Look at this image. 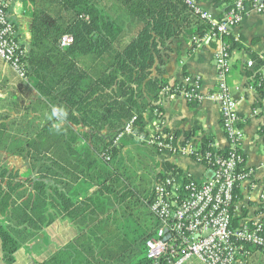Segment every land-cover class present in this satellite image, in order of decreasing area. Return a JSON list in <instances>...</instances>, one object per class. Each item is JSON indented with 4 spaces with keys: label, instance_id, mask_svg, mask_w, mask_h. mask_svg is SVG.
<instances>
[{
    "label": "trees",
    "instance_id": "1",
    "mask_svg": "<svg viewBox=\"0 0 264 264\" xmlns=\"http://www.w3.org/2000/svg\"><path fill=\"white\" fill-rule=\"evenodd\" d=\"M20 1L32 18L30 42L17 37L24 50L23 84L33 90L23 115L20 96L0 97V264H13L15 253L51 224L58 214L54 197L67 215V199L76 206L80 195L84 201L79 212L96 222L92 233L108 237L102 242L107 264H121L113 257L126 252L133 264H152L146 241L158 225L149 212L155 184L172 171H182L169 159L156 160L161 154L173 155L172 151L144 139L162 118L158 102L169 87L166 65L171 44L182 37L206 42L211 25L187 0H108L127 14L125 25L104 12L103 0ZM231 31L219 35L229 54L235 44ZM65 36L72 41L62 45ZM255 77L258 85L260 79ZM258 88L264 94V83ZM176 89L172 91L181 92L179 85ZM53 106L68 110L60 134L49 119ZM134 117L135 134L117 141ZM102 129L107 136L99 132ZM174 136L176 145L199 139L202 152L228 154L216 150L210 137H195L194 131ZM128 143L149 147L146 153L153 156L149 160L141 155L145 163L138 180L125 166ZM127 157L131 160V153ZM11 158L25 161V170L9 163ZM151 165L165 168L153 178ZM78 180H90L98 189L83 193L75 186ZM130 203L148 210L140 228L130 224L128 218L136 214ZM77 213L78 209L72 211L73 216ZM233 222L239 225L237 219ZM255 249L260 250L251 247Z\"/></svg>",
    "mask_w": 264,
    "mask_h": 264
},
{
    "label": "crops",
    "instance_id": "2",
    "mask_svg": "<svg viewBox=\"0 0 264 264\" xmlns=\"http://www.w3.org/2000/svg\"><path fill=\"white\" fill-rule=\"evenodd\" d=\"M193 1L197 7L211 13L217 19H222L233 3L232 0ZM104 4L107 8L113 6L117 11H122L114 2L109 1L108 3V0H103ZM9 9V17L16 27L19 38L24 43H29L32 18L28 10L20 0H13ZM231 32L235 44L230 52L232 71L228 77V84L237 100L240 125L244 129L245 137L241 149L245 155V166L253 170L251 181L243 183L237 192L234 218L240 223L246 219L253 220L261 209L264 210L263 203H261V195L264 193V94L258 88L264 83V13L257 12L249 3L242 22ZM193 41L191 37H182L170 46L166 65L169 87L162 92L158 102L162 109V118L157 121L163 125L166 133L174 135L175 132L185 134L194 131L195 137L208 136L216 149L227 150L230 148V143L222 126L219 106L210 99L190 100L185 98L181 92L172 91V88L176 89L178 85L179 88L187 86V78L199 79L203 94L211 93L217 88L216 54L220 43L216 38L206 42ZM255 76L260 79L258 85H256ZM23 82L25 79L19 77L0 58V97L7 96L8 93L20 96L19 112L21 115L26 112L33 90L27 88ZM145 147L128 143L124 148L127 151L124 155L126 156L125 166L127 165L126 167L130 169L133 180L139 179L138 174H141V171L138 170L141 165L144 166L145 161L142 159L145 157L141 155H148ZM148 150H150L149 147ZM128 153H131V160L127 157ZM148 159L152 160L153 156L148 155ZM162 159H169L170 163L176 165L183 175H188L198 182L207 179V168L187 155L173 154L168 157L161 154L156 157L159 162ZM149 171L152 174L150 177L154 178L155 174L163 170L157 167L152 168L151 165ZM84 181L85 183L83 180H78L75 183V186L83 193L92 194L98 189V186L90 180ZM80 201H84L81 195L76 206H73V200L67 199L66 203L69 208L66 215L63 206L54 197L53 206L58 214L36 239L22 246L23 255H27L25 258L19 259L20 256L18 257L21 249L15 253L13 264H45L51 259H53L52 264H107V254L102 242H106L108 237L100 232L92 233V227L96 226V222L90 221L79 212L80 206H83ZM129 205L131 210L136 212L128 218L130 224L132 227H142L148 217V210L139 208L133 203ZM77 209L78 213L73 216L72 211ZM149 212H151L150 209ZM49 227L53 228L55 234L50 236L46 245H42V251H40L39 245L41 244L35 241L42 236L46 237ZM33 243L37 244L36 254L30 251ZM113 259L121 264H133L127 257V252ZM194 261L193 259L187 264H195ZM250 264H264V252L253 250Z\"/></svg>",
    "mask_w": 264,
    "mask_h": 264
},
{
    "label": "built area",
    "instance_id": "3",
    "mask_svg": "<svg viewBox=\"0 0 264 264\" xmlns=\"http://www.w3.org/2000/svg\"><path fill=\"white\" fill-rule=\"evenodd\" d=\"M12 1L0 0V58L19 77L25 78L24 50L7 11ZM232 1L226 15L217 19L197 7L193 0H187L211 25L212 33L205 37V41L218 40L219 37L216 54L218 84L216 90L203 94L201 81L187 78L188 85L179 88L187 99L201 101L207 98L219 106L222 126L230 143L228 154L204 153L197 140L176 145L175 136L166 133L158 121L153 123L154 132L143 138L161 150L205 163L207 170L213 172V177H207L203 182L173 171L156 182L150 210L158 225L154 235L146 241V256L152 264H186L193 259L202 264H250L251 247L264 251V210L261 209L253 220L246 219L238 226L233 222L237 191L243 183L251 181L253 170L245 166L241 149L244 129L240 125L237 100L228 84L232 71L231 56L219 36L242 22L249 3L254 10L264 13V0ZM71 41L65 36L62 45ZM194 41L199 42L196 38ZM135 119L125 126L117 141L125 134H135ZM201 159L205 162L202 163ZM261 203L264 207V193Z\"/></svg>",
    "mask_w": 264,
    "mask_h": 264
},
{
    "label": "rangeland",
    "instance_id": "4",
    "mask_svg": "<svg viewBox=\"0 0 264 264\" xmlns=\"http://www.w3.org/2000/svg\"><path fill=\"white\" fill-rule=\"evenodd\" d=\"M103 6V5H102ZM104 7V6H103ZM105 13H107L108 15L112 16L113 19H115L119 24H126V22H129V18L126 16V13H122V11H117L115 7L113 6H109L108 8H105L104 10ZM127 38V37H126ZM207 99V98H205ZM101 134L107 136L108 131L106 129H102V131H99ZM12 165L18 166L20 168H22L21 170L24 171L25 168L27 167V164L25 161H23L21 158H11L9 159ZM162 168H165L163 165H161V167H158L159 170H163ZM47 236L44 237L42 236L40 239H38V241H35V243H40L41 245H39V249L40 251H42V245H46L47 241L50 240V236L55 234V231L53 230L52 227H49L47 229ZM32 247L30 249L31 253H35L36 254V249H37V244L33 245L31 244ZM21 252L19 253L18 257L19 259L21 258H25L27 255H23V249L20 250ZM195 264H202L200 263L198 260L194 259ZM197 261V262H196ZM187 264V263H186Z\"/></svg>",
    "mask_w": 264,
    "mask_h": 264
},
{
    "label": "clouds",
    "instance_id": "5",
    "mask_svg": "<svg viewBox=\"0 0 264 264\" xmlns=\"http://www.w3.org/2000/svg\"><path fill=\"white\" fill-rule=\"evenodd\" d=\"M68 116V110L64 106H53L51 109V114L49 116L50 120H54L52 124V129L60 134L62 132V125Z\"/></svg>",
    "mask_w": 264,
    "mask_h": 264
},
{
    "label": "water",
    "instance_id": "6",
    "mask_svg": "<svg viewBox=\"0 0 264 264\" xmlns=\"http://www.w3.org/2000/svg\"><path fill=\"white\" fill-rule=\"evenodd\" d=\"M207 177L212 178L213 177V172L210 170L207 172Z\"/></svg>",
    "mask_w": 264,
    "mask_h": 264
}]
</instances>
